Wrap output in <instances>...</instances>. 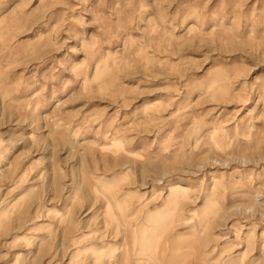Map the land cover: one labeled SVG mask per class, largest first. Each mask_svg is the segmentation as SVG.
Returning a JSON list of instances; mask_svg holds the SVG:
<instances>
[{"label":"rangeland","instance_id":"374dc122","mask_svg":"<svg viewBox=\"0 0 264 264\" xmlns=\"http://www.w3.org/2000/svg\"><path fill=\"white\" fill-rule=\"evenodd\" d=\"M0 264H264V0H0Z\"/></svg>","mask_w":264,"mask_h":264}]
</instances>
